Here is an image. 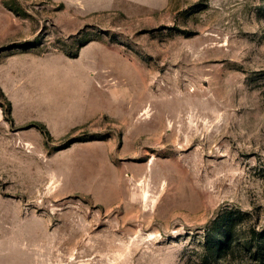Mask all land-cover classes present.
<instances>
[{"label": "rangeland", "instance_id": "obj_1", "mask_svg": "<svg viewBox=\"0 0 264 264\" xmlns=\"http://www.w3.org/2000/svg\"><path fill=\"white\" fill-rule=\"evenodd\" d=\"M250 223L264 0H0V264H264Z\"/></svg>", "mask_w": 264, "mask_h": 264}, {"label": "trees", "instance_id": "obj_2", "mask_svg": "<svg viewBox=\"0 0 264 264\" xmlns=\"http://www.w3.org/2000/svg\"><path fill=\"white\" fill-rule=\"evenodd\" d=\"M249 211H242L238 209L233 211L231 209H221L215 219H213L211 225L209 226L208 235L213 240H219L214 242L211 246L212 250H221L222 247L231 246L235 242V234L239 225H244L246 222L247 215L249 216ZM247 225V224H246ZM249 229L251 230V235H246L243 238V243L250 248L256 244L258 246L259 252L264 247V232H258L253 224H249Z\"/></svg>", "mask_w": 264, "mask_h": 264}, {"label": "crops", "instance_id": "obj_3", "mask_svg": "<svg viewBox=\"0 0 264 264\" xmlns=\"http://www.w3.org/2000/svg\"><path fill=\"white\" fill-rule=\"evenodd\" d=\"M55 54H57V55H63V54H61V53H55ZM63 56H65V55H63Z\"/></svg>", "mask_w": 264, "mask_h": 264}, {"label": "bare ground", "instance_id": "obj_4", "mask_svg": "<svg viewBox=\"0 0 264 264\" xmlns=\"http://www.w3.org/2000/svg\"><path fill=\"white\" fill-rule=\"evenodd\" d=\"M147 108V107H146ZM149 108V107H148ZM149 112V111H148ZM145 194H147V192H145Z\"/></svg>", "mask_w": 264, "mask_h": 264}]
</instances>
